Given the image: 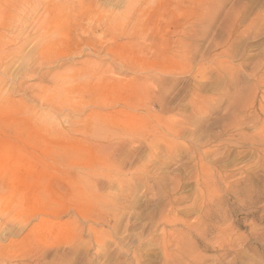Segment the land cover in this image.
<instances>
[{"label": "rangeland", "instance_id": "rangeland-1", "mask_svg": "<svg viewBox=\"0 0 264 264\" xmlns=\"http://www.w3.org/2000/svg\"><path fill=\"white\" fill-rule=\"evenodd\" d=\"M0 264H264V0H0Z\"/></svg>", "mask_w": 264, "mask_h": 264}]
</instances>
